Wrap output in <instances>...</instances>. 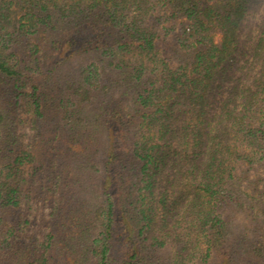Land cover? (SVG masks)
Masks as SVG:
<instances>
[{
	"label": "trees",
	"instance_id": "16d2710c",
	"mask_svg": "<svg viewBox=\"0 0 264 264\" xmlns=\"http://www.w3.org/2000/svg\"><path fill=\"white\" fill-rule=\"evenodd\" d=\"M259 8L0 0V264H264Z\"/></svg>",
	"mask_w": 264,
	"mask_h": 264
},
{
	"label": "rangeland",
	"instance_id": "374dc122",
	"mask_svg": "<svg viewBox=\"0 0 264 264\" xmlns=\"http://www.w3.org/2000/svg\"><path fill=\"white\" fill-rule=\"evenodd\" d=\"M264 17V9L259 8L255 10L254 12H251L248 16V25L251 28H255L256 25L263 19ZM249 29V28H248ZM116 257H119V253L117 252ZM117 264V263H115Z\"/></svg>",
	"mask_w": 264,
	"mask_h": 264
}]
</instances>
